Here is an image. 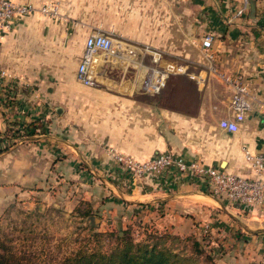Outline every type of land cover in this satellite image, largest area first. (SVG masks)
I'll use <instances>...</instances> for the list:
<instances>
[{
  "label": "crops",
  "instance_id": "crops-1",
  "mask_svg": "<svg viewBox=\"0 0 264 264\" xmlns=\"http://www.w3.org/2000/svg\"><path fill=\"white\" fill-rule=\"evenodd\" d=\"M12 1L37 9L59 3L61 19L35 10L15 19L0 39L2 81L16 84L15 104L0 108V131L9 113L18 123L44 125L47 133L28 138L29 145L50 159L49 174L68 177V213L88 206L100 232L131 227L143 234L147 228L194 238L215 264H264V208L231 203L202 176L173 168L138 180L113 157L122 153L143 161L171 152L187 162L255 175L244 150L264 153V3L217 0L228 18L210 33L217 72H240L254 96L238 131L227 132L218 121L231 115V95L217 74L196 91L190 109L154 105L137 97L138 91H80L76 68L85 39L93 25L107 30L98 24L101 0L95 11L93 0ZM94 12L96 23L88 17ZM217 81L224 91H212ZM259 177L264 179V171Z\"/></svg>",
  "mask_w": 264,
  "mask_h": 264
},
{
  "label": "rangeland",
  "instance_id": "rangeland-1",
  "mask_svg": "<svg viewBox=\"0 0 264 264\" xmlns=\"http://www.w3.org/2000/svg\"><path fill=\"white\" fill-rule=\"evenodd\" d=\"M259 2L264 3V0ZM221 3L217 0H101L103 15L98 24L107 30L94 29L98 25H93L89 33H106L136 46L142 54L135 66L126 67L121 63L120 68L101 72L103 76L98 73L96 86L79 83L80 91H138L137 97L154 105L190 109L196 91H203L210 78L207 75L203 85L196 81V76L206 69L201 40L210 35L212 28L219 26L220 29L228 19ZM92 5L95 11L96 0ZM41 7H55L57 14L41 12ZM59 10V3L51 1L36 8L35 12L57 20L62 18ZM93 14L88 17L95 22V12ZM166 63L186 65V73L169 74L159 93H144L140 83L146 70L162 69ZM5 83L0 79L2 110L16 102V91L2 90ZM11 85L12 89L16 86L13 82ZM210 88L224 91L220 81L211 83ZM12 115L9 113L7 126L0 131L2 245L30 264H59L80 247L110 248L105 238L99 242L95 240L87 221L80 220L74 212L68 213V177L49 174L50 159L45 152L33 150L29 145L30 138L47 133V129L36 121L18 123ZM174 244L179 246V243Z\"/></svg>",
  "mask_w": 264,
  "mask_h": 264
},
{
  "label": "built area",
  "instance_id": "built-area-1",
  "mask_svg": "<svg viewBox=\"0 0 264 264\" xmlns=\"http://www.w3.org/2000/svg\"><path fill=\"white\" fill-rule=\"evenodd\" d=\"M36 8L30 4L16 3L12 0H0V39L12 30L15 19L32 14ZM39 11L55 15L56 8L41 7ZM242 10H239L240 14ZM212 36L206 35L200 43V49L206 60V69L203 74L196 76L199 85H203L206 76L217 74L226 89L230 92L229 109L231 115L218 121V127L227 132H236L240 124L251 110L254 96L240 72L231 74L218 73L214 64ZM142 51L136 46L114 38L103 32L89 33L85 39L84 50L76 68V80L87 87L98 84L97 74L103 76L104 67L120 68L135 66ZM186 65L166 63L162 69L151 68L146 70L141 80V89L144 93H159L169 74L186 73ZM96 73V74H95ZM0 72V79H3ZM115 161L129 174L138 180L148 175H160L167 169L173 168L179 173H191L202 176L212 187L214 194H222L229 202L237 205L264 208V179L259 174L264 171V153L252 154L244 150V158L254 172L253 177H245L230 173L218 167L206 166L200 161L187 162L171 152H162L147 160L138 161L132 157L114 153ZM137 239H141V231L135 230Z\"/></svg>",
  "mask_w": 264,
  "mask_h": 264
},
{
  "label": "trees",
  "instance_id": "trees-1",
  "mask_svg": "<svg viewBox=\"0 0 264 264\" xmlns=\"http://www.w3.org/2000/svg\"><path fill=\"white\" fill-rule=\"evenodd\" d=\"M11 84L12 82H8L2 90L13 93ZM74 213L83 219L87 218L90 234L97 242L103 238L108 240L110 248L100 250L97 247H80L59 264H215L205 244L194 238L180 239L166 232L148 231L147 228L143 229L141 239L136 238L135 230L131 227H117L111 231L100 232L95 230L88 206L77 207ZM175 242L179 246H175ZM0 264L30 263L0 242Z\"/></svg>",
  "mask_w": 264,
  "mask_h": 264
}]
</instances>
